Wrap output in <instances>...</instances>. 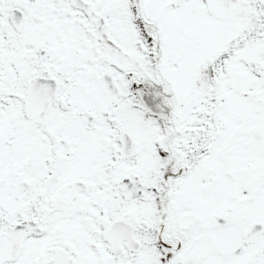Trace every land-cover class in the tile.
<instances>
[{
	"label": "snow or ice",
	"instance_id": "1",
	"mask_svg": "<svg viewBox=\"0 0 264 264\" xmlns=\"http://www.w3.org/2000/svg\"><path fill=\"white\" fill-rule=\"evenodd\" d=\"M0 264H264V0H0Z\"/></svg>",
	"mask_w": 264,
	"mask_h": 264
}]
</instances>
